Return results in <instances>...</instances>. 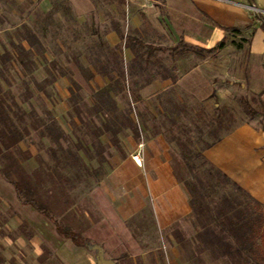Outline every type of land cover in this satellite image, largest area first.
Instances as JSON below:
<instances>
[{
	"label": "trees",
	"instance_id": "16d2710c",
	"mask_svg": "<svg viewBox=\"0 0 264 264\" xmlns=\"http://www.w3.org/2000/svg\"><path fill=\"white\" fill-rule=\"evenodd\" d=\"M56 1L59 6L54 7V12L61 11L64 17L76 25L69 3L65 0ZM257 17L264 29L263 19L260 15ZM80 28L78 40L84 43L85 38H91L92 45L86 46L83 52L78 51V61L74 59L78 71L86 83L92 81L95 75L106 82L103 87L92 90L86 98L77 93L81 86L72 80L70 74L58 68L56 55L48 60L45 43L28 25L21 24L15 28L13 35L7 34L6 44L0 37V177L13 188L21 205L31 207L47 219L60 238L69 240L76 247L95 252L98 264H137L126 253L116 259L104 260V248L84 239L76 227H72L73 222L83 219L86 212L78 207L74 192L79 187L91 191L102 181L106 174L103 166H109L111 150L122 155L121 136L130 134L139 140L140 133L143 138L147 135L145 121L136 112L133 103L127 102L126 107L120 108L116 97L125 91L134 95V101L138 102L141 100L137 95L140 89L157 78L170 80L175 85L176 56L179 55L180 48L188 46L182 41L173 47L150 43L145 29L142 34L134 31L124 35L118 24L113 22L111 29L118 33L121 44L110 46L103 35L110 28L106 27L101 31L92 20L89 23L86 21ZM227 31L238 33L235 28ZM42 34L41 37L47 34L44 27ZM223 45L222 41L216 48L204 51L222 49ZM121 46L133 53V60L127 66L123 62ZM57 47L62 49V44ZM198 51L201 53L202 50ZM159 53L169 55L173 62L171 69L164 65L158 57ZM195 54L198 55V52ZM81 61L87 64L83 65ZM40 68L44 77L37 80L35 73ZM58 78H68L70 83L65 126L50 108V93ZM128 79L131 88L127 85ZM16 81L23 85L28 95L26 98H19L20 103L27 102V98H36L40 102V113L31 104L30 109L25 111L18 103L12 90ZM258 103L264 110V104L259 98ZM243 105L250 113L248 104L244 102ZM220 138L206 144L204 149ZM27 139H30L29 146L35 149V155L27 147L25 150L20 148V143ZM168 142L172 143V140L169 139ZM201 157L202 162L209 166L206 170V184L199 179L193 184L183 181L177 176L173 166L175 176L185 184L190 194V218L195 217L199 229L194 241L210 247L219 257H237L244 262H251L256 253L255 248L258 247L264 256V204L253 201L226 175L209 164L202 154ZM32 158H35L37 164L34 169L27 166ZM92 162L96 163V168L91 166ZM215 177L232 186L236 194L244 198L243 201L224 194L219 204L214 203L206 188ZM195 200L198 201L196 207ZM250 204L260 208L261 212L250 209ZM171 231L180 251L186 248L189 240L185 239L177 226H173ZM2 262L0 255V264ZM184 262L187 263L185 260Z\"/></svg>",
	"mask_w": 264,
	"mask_h": 264
},
{
	"label": "crops",
	"instance_id": "0c3cea01",
	"mask_svg": "<svg viewBox=\"0 0 264 264\" xmlns=\"http://www.w3.org/2000/svg\"><path fill=\"white\" fill-rule=\"evenodd\" d=\"M65 1L78 23L93 19L99 29L106 24L110 29L103 35L110 46L121 44L111 22L117 23L124 35L134 31L142 34V30L149 28L147 36L153 44L175 46L182 41L197 49H211L224 39L227 30L237 29L236 34L246 41V54L257 73L250 91L264 104V29L257 17L260 15L264 21V0H251L257 12L250 10L247 0H112L106 5L111 18L103 17L97 0ZM122 58L129 65L132 51L123 46ZM163 63L168 69L173 66L171 58ZM203 65L180 73L176 62L175 85L157 78L144 85L139 94L150 98L175 86L196 101L208 104L215 87ZM92 83L93 88L106 84L98 75L84 84ZM138 141L130 134L120 137L122 155H113L104 178L90 192L95 217L85 212L81 219L85 225L78 231L84 239L102 246L109 259L126 253L137 264H186L171 228L189 218L192 209L187 187L174 174L173 146L161 134H147L142 141V167H137L131 155ZM202 156L253 201L264 204L263 129L252 124L240 125L204 149ZM28 163L31 169L37 166L31 160ZM0 207L11 211L4 217L0 211L2 264H98L93 252L60 238L47 219L21 205L13 188L1 177ZM145 220L150 222L154 235L150 243L134 231ZM155 241L157 246L153 245Z\"/></svg>",
	"mask_w": 264,
	"mask_h": 264
},
{
	"label": "rangeland",
	"instance_id": "374dc122",
	"mask_svg": "<svg viewBox=\"0 0 264 264\" xmlns=\"http://www.w3.org/2000/svg\"><path fill=\"white\" fill-rule=\"evenodd\" d=\"M110 1L112 0H97L98 9L105 18L107 16L111 18L112 16L106 7ZM57 5L59 6V2L56 0H0V37L6 44L8 41L7 34L13 35L15 28H18L21 24L28 25L29 28L36 32L40 40L45 43L48 50L46 53L48 60L53 59V55H56L55 60L58 68L70 74L72 80L81 86L80 91H77V93L81 97L86 98L92 90L94 91L97 88L92 87L95 86L94 82L88 86L84 84L86 82L79 77L78 74L80 73L74 59L78 61V51L83 52L86 46L91 47V38H85L84 43L86 44L82 40H78V29L81 31L82 23H79L78 26L77 22L75 25L72 20L70 21L64 17L61 11L54 12V7ZM91 20L93 21V19H88L87 22L89 23ZM43 27L47 30L45 37H41L43 35ZM106 27L107 25L104 24L100 30L104 31ZM146 31L150 32V29L148 28ZM147 41L151 43L150 39ZM222 41L224 42L222 49H216L212 52L204 51L216 48ZM222 41L211 49H197L187 45V48H180L179 55L176 56L180 73L196 65L204 64V72L215 87L210 103L198 102L190 95L176 88L173 91L171 89L145 99L136 92L141 99L138 102L134 101V95L125 91L116 97L120 108L126 107L127 102L133 103L136 112L145 121L147 134L161 133L166 139L172 140V163L176 174L183 181L192 184L196 183L197 179L206 184V170L209 166L202 162L203 159L201 157L202 150L206 144L243 124H252L259 129H264V110L258 103V95L250 91V85L256 80L257 73L254 62L249 60L246 54V41L236 33L231 32ZM58 44H62V49L57 47ZM156 45L173 47L164 42ZM198 50H202L201 53ZM196 52H198V55L195 54ZM158 57L163 62L165 59H168V62L170 60L167 53H159ZM81 62L83 65L87 64L85 61ZM43 77L44 73L42 68H40L35 73V78L42 80ZM127 81L128 87L131 88L130 79ZM69 86L68 78H58L54 84V90L51 93L49 92L51 95L50 108L63 126L67 123L66 114L70 97ZM12 90L19 100L18 103L25 111L30 109L31 104L40 113V102L36 98H27V102L20 103L19 98H26L28 95L19 81L13 83ZM242 102L248 104L250 113L245 110ZM103 140L105 141V139ZM29 141L30 139L21 142L20 148L25 150L27 147L36 154L35 149L29 146ZM113 155L117 156L119 154L111 150V158ZM183 157L186 159L183 160ZM32 159H30L31 162L36 165L35 158ZM27 166L30 168L29 163H27ZM91 166L96 168L97 165L92 162ZM103 169L106 173L109 169L108 165H104ZM209 183L211 185H208L206 191L209 198L216 204L220 203L224 194L239 201L244 199L236 194L232 186L225 184L217 177L209 181ZM91 191L79 187L74 192V195H76L78 207L88 213H92L95 217L90 200ZM197 204L198 201L195 200V207ZM249 207L257 213L261 212V209L255 205L250 204ZM0 211L4 214L2 217L11 212L10 210L8 212L7 210ZM83 225L85 223L78 220V222H73L72 227H76L78 230ZM177 228L185 239L189 240L186 248L181 250V258L183 261H187L186 264H264V256L260 253L259 247L255 248L254 259L251 262H244L237 257L231 259L219 257L216 251L210 247L194 241L196 232L199 230L195 217L182 220L177 225ZM135 229L137 228L134 227V231L140 237L147 239L148 243L154 239L152 227L148 220L142 221L139 229ZM257 244L259 246L258 240ZM153 245L157 246L158 241H155ZM108 259L107 256H104V260Z\"/></svg>",
	"mask_w": 264,
	"mask_h": 264
},
{
	"label": "built area",
	"instance_id": "2783aa9c",
	"mask_svg": "<svg viewBox=\"0 0 264 264\" xmlns=\"http://www.w3.org/2000/svg\"><path fill=\"white\" fill-rule=\"evenodd\" d=\"M135 121L137 122V119H135ZM143 134L140 133V139L138 141V144L136 146V149L134 151V153L131 155V159L133 161V163L137 166V167H142V161H143Z\"/></svg>",
	"mask_w": 264,
	"mask_h": 264
},
{
	"label": "water",
	"instance_id": "95a60500",
	"mask_svg": "<svg viewBox=\"0 0 264 264\" xmlns=\"http://www.w3.org/2000/svg\"><path fill=\"white\" fill-rule=\"evenodd\" d=\"M247 2H248V7L250 8V10H253V11L257 12V10L253 7L252 1L251 0H247ZM103 264H115V263L114 262H105Z\"/></svg>",
	"mask_w": 264,
	"mask_h": 264
}]
</instances>
